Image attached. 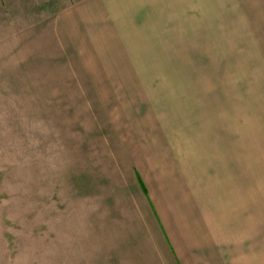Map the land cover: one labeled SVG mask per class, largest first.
Masks as SVG:
<instances>
[{"label":"crops","instance_id":"crops-1","mask_svg":"<svg viewBox=\"0 0 264 264\" xmlns=\"http://www.w3.org/2000/svg\"><path fill=\"white\" fill-rule=\"evenodd\" d=\"M234 49L219 64L237 72L203 80L224 105L237 97L236 165H221L209 124L153 131L144 104L115 116L112 97L165 80L119 66ZM0 81H46L30 110L80 132L70 144L92 186L63 217L60 264H264V0H0ZM125 109L141 119L134 132Z\"/></svg>","mask_w":264,"mask_h":264},{"label":"rangeland","instance_id":"rangeland-1","mask_svg":"<svg viewBox=\"0 0 264 264\" xmlns=\"http://www.w3.org/2000/svg\"><path fill=\"white\" fill-rule=\"evenodd\" d=\"M227 51L212 50L209 58L212 52L202 50L207 54H197V60L209 63L192 66L185 63L189 50H181L180 65L119 66L121 71H140L142 76L162 73L165 80L141 82L140 90L136 88L132 92L137 95L124 97L120 102L118 97H112L115 116L119 117L124 107L131 111L144 104L151 111L145 114L150 117L148 124L153 131L156 126L168 125L166 131L172 129L175 135L176 124H209L206 131L213 137L214 154L222 156L221 165L224 168L236 165L237 97L225 95L224 105L218 94L220 87L216 88L213 81L205 86L203 80H214L223 71L225 77L231 78L230 72H237L232 64H219L227 57V61L231 62L232 58L235 62L236 50H232L234 57L231 50ZM189 72L196 74V81L186 79ZM178 75L182 78L180 81L172 80L179 78ZM15 84L16 88L12 81H0V264H60L62 220L71 212L68 208L71 203L86 192L84 182L90 188L91 177L83 169L89 161L81 160L83 157L73 151L77 145L70 144L69 137L80 135L73 127L75 124H60V113L44 115L30 110V89L33 93L39 92L45 88L46 81ZM39 99L36 97L34 101ZM152 107L165 118L166 124H151ZM125 113L129 129L134 132L136 123L140 127L141 119L137 117L133 122L131 113L126 109ZM135 147L132 145L134 150Z\"/></svg>","mask_w":264,"mask_h":264}]
</instances>
